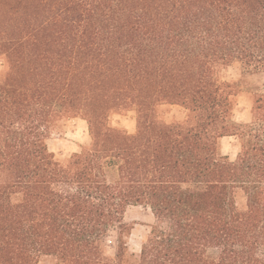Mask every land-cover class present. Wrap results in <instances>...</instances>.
<instances>
[{
    "label": "trees",
    "instance_id": "1",
    "mask_svg": "<svg viewBox=\"0 0 264 264\" xmlns=\"http://www.w3.org/2000/svg\"><path fill=\"white\" fill-rule=\"evenodd\" d=\"M0 55V264H264V89L237 124L220 79L264 72V0H0ZM130 111L134 134L110 126ZM77 117L92 142L65 167L45 141ZM132 206L154 217L137 256Z\"/></svg>",
    "mask_w": 264,
    "mask_h": 264
},
{
    "label": "clouds",
    "instance_id": "2",
    "mask_svg": "<svg viewBox=\"0 0 264 264\" xmlns=\"http://www.w3.org/2000/svg\"><path fill=\"white\" fill-rule=\"evenodd\" d=\"M9 69V64L6 55H0V73H6ZM220 79L223 81H235L240 79V64L236 62L234 65L227 68V70L221 69ZM230 99H232L230 97ZM166 106V105H165ZM175 108L176 106H171ZM252 108V103L248 99L247 95L241 94L235 97V107L232 111L231 119L237 124H248L251 120L250 109ZM128 117L131 119H121L119 116H114L110 120L111 127H123L129 134H134L135 132V112H128ZM117 120L121 123L118 125ZM59 124H64L65 128L62 133L63 139L58 138L59 133L56 130L51 131L50 138L45 141L48 145V152L54 154L56 160L64 162V166H67V161H69L73 154H78L81 152V146L91 145V136L89 134V129L87 121L80 118H76L69 121H58ZM220 154L227 155L229 162H235L237 159V154L241 153L240 141L235 136L223 137L219 140ZM235 145V147H232ZM63 153V155H61ZM75 188L71 191L75 192ZM15 202V201H14ZM147 242V236L141 235L137 238L136 233H133V237L128 240L129 253H135L139 255L141 252V245ZM115 243H116V233L110 230L109 238L104 244L101 245L102 253L105 257L113 258L115 253ZM209 251H212L209 249ZM43 264V262H42Z\"/></svg>",
    "mask_w": 264,
    "mask_h": 264
},
{
    "label": "rangeland",
    "instance_id": "3",
    "mask_svg": "<svg viewBox=\"0 0 264 264\" xmlns=\"http://www.w3.org/2000/svg\"><path fill=\"white\" fill-rule=\"evenodd\" d=\"M224 70L226 71L227 69H224ZM1 74L2 73H0V75ZM231 82L238 83L242 88V91H243L242 94L247 95L248 99L253 104V96L256 94L258 89H264V72L253 71V70L247 69L243 67L242 65H240V79L231 81ZM251 109H250V116H251ZM162 112H163L165 119L168 122L182 121L186 118V111L178 106H176L175 108L171 106L163 107ZM114 116H119L121 117V119H131L130 117H128L127 114L126 115H114ZM135 121H136V112H135ZM116 123L119 125L121 121L117 120ZM119 128L125 129L123 127H119ZM135 128H136V125H135ZM58 138L63 139L64 137L62 136ZM83 147H88V146H81V150ZM232 147H235V145H232ZM61 155H63V153H61ZM237 202H238L239 207H244L246 205L247 198L245 197V195L240 194L237 197ZM125 222L131 228V235L127 239V242H128V240L133 237V233H136L137 238L141 235L147 236L151 230V226L154 224V217L149 209L144 208V207L132 206V207H129L126 212ZM42 262L43 264H58L57 259L54 257H44L41 260L40 264H42Z\"/></svg>",
    "mask_w": 264,
    "mask_h": 264
}]
</instances>
